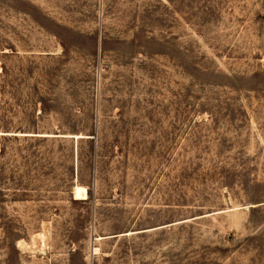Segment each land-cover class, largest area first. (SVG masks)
<instances>
[{"label":"rangeland","instance_id":"obj_1","mask_svg":"<svg viewBox=\"0 0 264 264\" xmlns=\"http://www.w3.org/2000/svg\"><path fill=\"white\" fill-rule=\"evenodd\" d=\"M0 264H264V0H0Z\"/></svg>","mask_w":264,"mask_h":264},{"label":"bare ground","instance_id":"obj_2","mask_svg":"<svg viewBox=\"0 0 264 264\" xmlns=\"http://www.w3.org/2000/svg\"><path fill=\"white\" fill-rule=\"evenodd\" d=\"M78 137H83V135H78ZM75 195L77 196V198H87L88 197V190L86 187L81 186V185H77L75 188ZM98 239H101V237H98Z\"/></svg>","mask_w":264,"mask_h":264}]
</instances>
